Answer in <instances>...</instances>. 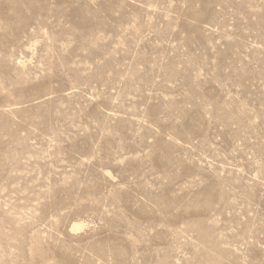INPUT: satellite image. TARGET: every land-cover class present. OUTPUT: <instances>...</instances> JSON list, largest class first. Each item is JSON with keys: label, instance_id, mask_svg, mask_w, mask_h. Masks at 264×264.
<instances>
[{"label": "rangeland", "instance_id": "rangeland-1", "mask_svg": "<svg viewBox=\"0 0 264 264\" xmlns=\"http://www.w3.org/2000/svg\"><path fill=\"white\" fill-rule=\"evenodd\" d=\"M0 264H264V0H0Z\"/></svg>", "mask_w": 264, "mask_h": 264}, {"label": "bare ground", "instance_id": "bare-ground-1", "mask_svg": "<svg viewBox=\"0 0 264 264\" xmlns=\"http://www.w3.org/2000/svg\"><path fill=\"white\" fill-rule=\"evenodd\" d=\"M83 222L82 223H80V222H76V223H74V225H73V228H74V230L75 229H81V227H83Z\"/></svg>", "mask_w": 264, "mask_h": 264}]
</instances>
